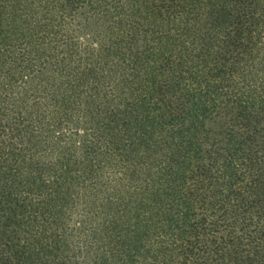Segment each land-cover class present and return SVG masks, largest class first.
I'll return each mask as SVG.
<instances>
[{
	"label": "trees",
	"instance_id": "obj_1",
	"mask_svg": "<svg viewBox=\"0 0 264 264\" xmlns=\"http://www.w3.org/2000/svg\"><path fill=\"white\" fill-rule=\"evenodd\" d=\"M0 264H264V0H0Z\"/></svg>",
	"mask_w": 264,
	"mask_h": 264
}]
</instances>
